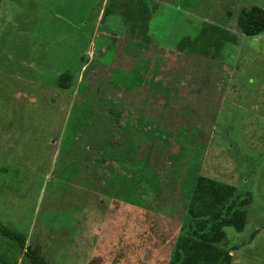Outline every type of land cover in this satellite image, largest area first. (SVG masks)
Segmentation results:
<instances>
[{"label": "rangeland", "instance_id": "374dc122", "mask_svg": "<svg viewBox=\"0 0 264 264\" xmlns=\"http://www.w3.org/2000/svg\"><path fill=\"white\" fill-rule=\"evenodd\" d=\"M254 7L155 4L162 47L113 0H0V223L49 264H172L206 176L248 207L220 264H264V31L239 24L264 21ZM0 264H28L1 233Z\"/></svg>", "mask_w": 264, "mask_h": 264}, {"label": "trees", "instance_id": "16d2710c", "mask_svg": "<svg viewBox=\"0 0 264 264\" xmlns=\"http://www.w3.org/2000/svg\"><path fill=\"white\" fill-rule=\"evenodd\" d=\"M252 11L264 13L261 7H254ZM239 24L247 35L264 31V21L252 20L250 12L242 13ZM247 212V204L239 199L235 186L199 176L188 207L191 231L179 239L176 260L172 264H220L221 261H230V254L219 244L227 235L226 227H233L238 232L244 229ZM0 233L18 242L28 264H49L40 256L38 249L26 247L25 235L12 232L1 223ZM257 234L258 231L254 230L248 241L242 244L251 242Z\"/></svg>", "mask_w": 264, "mask_h": 264}, {"label": "crops", "instance_id": "0c3cea01", "mask_svg": "<svg viewBox=\"0 0 264 264\" xmlns=\"http://www.w3.org/2000/svg\"><path fill=\"white\" fill-rule=\"evenodd\" d=\"M171 1L172 0H113V11L111 12L112 15L110 17L116 16L120 19L123 18L124 20H130L129 25L140 26L143 32H147L151 34L152 37H155V42L157 44H163L171 40L170 38L164 40L163 38L161 39L155 36V34H157V27L154 17L159 16L160 12H150V9L151 7H154L155 4H159V6H169ZM194 9L195 6H189L187 10H184L182 13L190 18L191 15L193 16L195 14ZM119 15H121L122 18ZM164 24H167V30H170V23ZM111 26L112 25L109 24V29L114 30V28H110ZM173 48L174 47H171V49Z\"/></svg>", "mask_w": 264, "mask_h": 264}]
</instances>
